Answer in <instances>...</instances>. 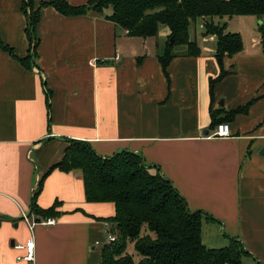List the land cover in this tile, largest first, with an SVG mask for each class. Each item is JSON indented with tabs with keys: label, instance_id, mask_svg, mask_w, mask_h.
Segmentation results:
<instances>
[{
	"label": "crops",
	"instance_id": "crops-1",
	"mask_svg": "<svg viewBox=\"0 0 264 264\" xmlns=\"http://www.w3.org/2000/svg\"><path fill=\"white\" fill-rule=\"evenodd\" d=\"M24 1L0 0V264H101L115 205L88 202L81 171L51 170L70 140L103 158L141 154L191 211L205 214L208 249L237 239L247 251L242 264H264V20L214 19L243 39V51L222 65L216 37L197 20L190 40L201 53L179 46L165 70L166 25L155 37H131L108 19L111 9L65 16L48 6L31 42ZM49 1L33 0L35 8ZM220 124L230 137H213ZM41 179L37 205L58 202L60 214L31 230L26 219H47L32 213ZM31 236L35 261H17L25 252L14 245Z\"/></svg>",
	"mask_w": 264,
	"mask_h": 264
},
{
	"label": "trees",
	"instance_id": "trees-1",
	"mask_svg": "<svg viewBox=\"0 0 264 264\" xmlns=\"http://www.w3.org/2000/svg\"><path fill=\"white\" fill-rule=\"evenodd\" d=\"M48 6L65 16L91 11L103 14L111 9L108 19L131 37H155L161 25L168 26L170 41L160 58L165 70L179 46H186V54L191 57L201 53L197 43L190 40L191 25L197 20L205 21V36L216 37V59L220 65L243 51V39L239 33L227 32L226 25L215 23L214 19L254 16L264 20V0H90L83 6L51 0L38 8L33 0H25L23 11L28 18L27 35L31 42L36 37L40 10ZM260 33L264 52V25ZM224 76L222 70L212 86ZM69 143L63 159L51 170L81 171L87 201L115 205V216L109 223L116 240L104 247L101 264H242L247 251L239 240L230 239L223 249H208L203 244L205 214L191 211L171 180L160 171L152 173V166L146 165L141 154L121 151L103 158L88 142L70 140ZM42 183L43 179L33 198L32 213L41 218L57 217L58 202L46 210L36 203ZM129 245H133L138 262L128 252Z\"/></svg>",
	"mask_w": 264,
	"mask_h": 264
},
{
	"label": "built area",
	"instance_id": "built-area-1",
	"mask_svg": "<svg viewBox=\"0 0 264 264\" xmlns=\"http://www.w3.org/2000/svg\"><path fill=\"white\" fill-rule=\"evenodd\" d=\"M231 134V127L229 124H220L218 125L214 136L215 138H225V137H230ZM30 229L32 230L34 228L35 225L37 224H44V225H48V226H53L57 223V221L55 219H51V218H47L43 221H30L29 219H26ZM110 232H109V236H108V242L113 243L116 240V236L112 233V228H109ZM14 248L18 251H24V255H19L17 257V261L20 262H29V263H33L36 259V244H35V239L34 236H31L27 243L24 245H14Z\"/></svg>",
	"mask_w": 264,
	"mask_h": 264
},
{
	"label": "rangeland",
	"instance_id": "rangeland-1",
	"mask_svg": "<svg viewBox=\"0 0 264 264\" xmlns=\"http://www.w3.org/2000/svg\"><path fill=\"white\" fill-rule=\"evenodd\" d=\"M108 241H109V240H108ZM128 252H129L130 254L134 255L135 261L138 262L139 257H138L137 254L135 253V250H134V248H133V245H129Z\"/></svg>",
	"mask_w": 264,
	"mask_h": 264
},
{
	"label": "water",
	"instance_id": "water-1",
	"mask_svg": "<svg viewBox=\"0 0 264 264\" xmlns=\"http://www.w3.org/2000/svg\"><path fill=\"white\" fill-rule=\"evenodd\" d=\"M171 42H173V39L171 40Z\"/></svg>",
	"mask_w": 264,
	"mask_h": 264
}]
</instances>
